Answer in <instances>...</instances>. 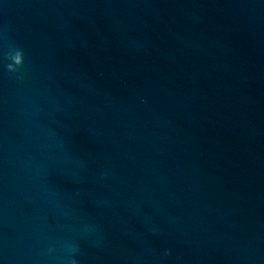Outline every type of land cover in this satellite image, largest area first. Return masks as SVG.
<instances>
[{"label": "water", "instance_id": "obj_1", "mask_svg": "<svg viewBox=\"0 0 264 264\" xmlns=\"http://www.w3.org/2000/svg\"><path fill=\"white\" fill-rule=\"evenodd\" d=\"M73 260L264 264V0H0V264Z\"/></svg>", "mask_w": 264, "mask_h": 264}, {"label": "clouds", "instance_id": "obj_2", "mask_svg": "<svg viewBox=\"0 0 264 264\" xmlns=\"http://www.w3.org/2000/svg\"><path fill=\"white\" fill-rule=\"evenodd\" d=\"M21 63H19V64H16V65H20ZM9 69H12V67H13V65L12 64H9ZM169 254V252H168V250H165V255H168ZM71 264H76V261L75 260H73L72 262H71Z\"/></svg>", "mask_w": 264, "mask_h": 264}]
</instances>
